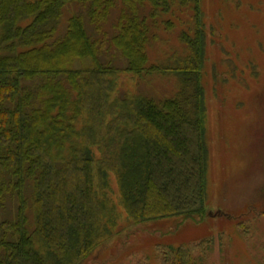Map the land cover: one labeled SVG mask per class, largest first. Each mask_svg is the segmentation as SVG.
I'll return each instance as SVG.
<instances>
[{
    "label": "trees",
    "instance_id": "16d2710c",
    "mask_svg": "<svg viewBox=\"0 0 264 264\" xmlns=\"http://www.w3.org/2000/svg\"><path fill=\"white\" fill-rule=\"evenodd\" d=\"M206 47L202 0H0V264H84L110 174L133 225L203 214Z\"/></svg>",
    "mask_w": 264,
    "mask_h": 264
},
{
    "label": "rangeland",
    "instance_id": "374dc122",
    "mask_svg": "<svg viewBox=\"0 0 264 264\" xmlns=\"http://www.w3.org/2000/svg\"><path fill=\"white\" fill-rule=\"evenodd\" d=\"M202 10L205 210L201 216L133 225L110 174L118 229L84 264H171L179 249L189 252L188 264H264V0H202ZM153 81L134 83L124 75L122 90L163 92L166 82Z\"/></svg>",
    "mask_w": 264,
    "mask_h": 264
}]
</instances>
